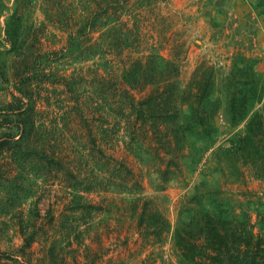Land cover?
Instances as JSON below:
<instances>
[{"label": "rangeland", "instance_id": "1", "mask_svg": "<svg viewBox=\"0 0 264 264\" xmlns=\"http://www.w3.org/2000/svg\"><path fill=\"white\" fill-rule=\"evenodd\" d=\"M157 3L159 14L142 23L137 49L103 56L66 50L93 7L89 0H0V119L7 120L0 125L7 142L0 150V250L11 256L0 264H182L175 233L197 231L207 218L264 237V170L236 150L245 121L227 122L224 98L215 94V109L222 107L205 133L189 118L186 92L200 63L202 76L212 66L221 77L246 61L264 87V0ZM14 18L17 51L5 41ZM107 26L88 39L100 40ZM176 42L184 49L171 76L181 128H172L176 137L162 149L97 78L119 74L122 64L147 54L161 71ZM58 50L64 55L48 60ZM16 69L35 100L36 128L28 140L11 123L15 116L5 114ZM154 86L144 84L141 93Z\"/></svg>", "mask_w": 264, "mask_h": 264}, {"label": "trees", "instance_id": "2", "mask_svg": "<svg viewBox=\"0 0 264 264\" xmlns=\"http://www.w3.org/2000/svg\"><path fill=\"white\" fill-rule=\"evenodd\" d=\"M89 1L93 7L84 25L71 32L67 51L93 49L94 54L121 56L128 48H138V42L144 35L142 23L148 21L151 24L156 14H159L156 11L158 0ZM17 21L14 18L12 27L5 34V41L13 51H17L21 43ZM111 21L114 25L107 26ZM97 26L107 28L101 32L100 40L91 41L88 38ZM169 48L171 58L165 59V67L161 71L155 64L154 56L147 54L145 57L130 59L128 66L122 64L119 74L111 70L97 78L100 87L110 91L116 103L128 110L134 118L135 128L143 130L147 126L151 133L150 140L162 149L176 137L170 133L172 128H181V102L171 76L180 68L179 61L181 54L184 55V49L181 51L177 42ZM238 54L234 53L232 60ZM39 55L41 57L42 54ZM60 55H64L63 50L51 52L46 57L55 61L61 58ZM21 59L14 60V63L17 62L15 67ZM240 63L234 62L229 73L221 77L215 76L212 66H208L209 72L202 76L203 63L196 66L186 90L191 108L189 118L205 133H210L213 117L222 107L219 104L215 109L217 101L212 98L220 94L224 98L223 111L227 122L237 125L245 121L243 132L237 139V152L247 162L264 170V87L253 67L246 61ZM18 74L16 69L13 89L9 92L12 99L6 104L5 114L15 116L11 123L18 129L19 137L28 140L36 128L35 100L30 93L31 88L20 84ZM0 82L4 83L2 76ZM63 83L69 87L67 81ZM148 83L154 84V88L141 93L144 89L141 87ZM4 119H0V125H6L7 120ZM87 131L91 134V128H87ZM91 142L93 146L97 145L95 141ZM5 143L0 140V150ZM127 171L130 173V170ZM29 243V237L25 238L21 249L25 250ZM173 246L182 264H264V237L254 236L239 223L229 224L207 218L197 231L176 232ZM5 257L11 256L0 250V258Z\"/></svg>", "mask_w": 264, "mask_h": 264}]
</instances>
